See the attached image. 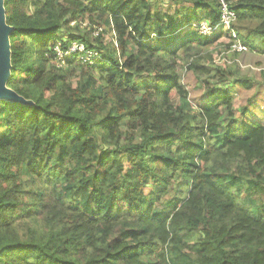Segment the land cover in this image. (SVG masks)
Returning <instances> with one entry per match:
<instances>
[{"label": "trees", "instance_id": "obj_1", "mask_svg": "<svg viewBox=\"0 0 264 264\" xmlns=\"http://www.w3.org/2000/svg\"><path fill=\"white\" fill-rule=\"evenodd\" d=\"M226 1L237 40L264 54V0ZM3 8L6 86L27 102L0 100V264H264V123L211 86L229 76L203 49L230 31L196 30L218 0ZM73 41L97 55L58 61Z\"/></svg>", "mask_w": 264, "mask_h": 264}, {"label": "rangeland", "instance_id": "obj_2", "mask_svg": "<svg viewBox=\"0 0 264 264\" xmlns=\"http://www.w3.org/2000/svg\"><path fill=\"white\" fill-rule=\"evenodd\" d=\"M86 25L87 23H83L81 26L85 27ZM218 41L220 45L203 49V55L205 57L211 56V62L220 65L229 77L222 81L212 79L210 80L211 86H224L229 89V93L233 95L232 111L239 122H242L244 118H248L264 123V54L251 50L234 54L226 46L231 42L230 39L225 36ZM179 73L181 82L189 91L191 103L199 107L204 98V90L198 82L199 78L185 67L179 68ZM200 77L204 78V76ZM243 78L252 81L250 88H244L238 83L230 85L233 80ZM246 108L247 111L245 112Z\"/></svg>", "mask_w": 264, "mask_h": 264}, {"label": "built area", "instance_id": "obj_3", "mask_svg": "<svg viewBox=\"0 0 264 264\" xmlns=\"http://www.w3.org/2000/svg\"><path fill=\"white\" fill-rule=\"evenodd\" d=\"M219 3V20L216 23H210L208 20H200L196 25V30L198 34L203 36H209L210 34L217 32L219 29L225 31H230L231 40V49L237 52H244L248 50V47L244 44H241L236 37V33L232 30V23L235 20V12L229 8V5L226 0H218ZM96 33V32H95ZM56 59L61 61L64 56L71 54L73 52H80L81 59L83 61L91 62L93 56H96L97 53L93 50H86L81 43L73 41L70 43L66 50L61 48L60 42H57L55 47Z\"/></svg>", "mask_w": 264, "mask_h": 264}, {"label": "water", "instance_id": "obj_4", "mask_svg": "<svg viewBox=\"0 0 264 264\" xmlns=\"http://www.w3.org/2000/svg\"><path fill=\"white\" fill-rule=\"evenodd\" d=\"M12 27L5 21L3 0H0V100L27 102L6 86L10 74V44L9 34Z\"/></svg>", "mask_w": 264, "mask_h": 264}, {"label": "bare ground", "instance_id": "obj_5", "mask_svg": "<svg viewBox=\"0 0 264 264\" xmlns=\"http://www.w3.org/2000/svg\"><path fill=\"white\" fill-rule=\"evenodd\" d=\"M219 30H220V29H219ZM219 30H218V31H219Z\"/></svg>", "mask_w": 264, "mask_h": 264}]
</instances>
